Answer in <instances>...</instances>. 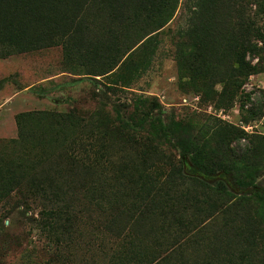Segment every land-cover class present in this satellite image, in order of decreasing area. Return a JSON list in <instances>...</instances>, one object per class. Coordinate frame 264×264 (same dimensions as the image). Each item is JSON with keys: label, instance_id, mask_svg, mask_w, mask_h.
<instances>
[{"label": "rangeland", "instance_id": "rangeland-1", "mask_svg": "<svg viewBox=\"0 0 264 264\" xmlns=\"http://www.w3.org/2000/svg\"><path fill=\"white\" fill-rule=\"evenodd\" d=\"M189 5L180 0L162 31L146 38L103 76L88 75L91 59L78 54L77 59L67 58L60 44L0 53V165L21 163L25 170L33 168V179L58 180L69 186L62 188L66 200L74 198L71 211L57 215L60 230L51 227V212L27 188L22 189L25 201L17 192L0 199V264H115L119 250L127 259L133 249L145 252L129 241L118 243L100 228L104 213L84 200L90 175L82 170L71 175L72 161L62 156L72 138L96 147L89 136L101 134L109 159L98 160L111 163L107 180L114 189L133 196L145 191L139 182H160L176 170L188 174L187 157L159 135L120 131L115 107L123 114H135L137 121L147 112L160 111L156 114L164 124H182L203 140L213 161L245 164L255 185L264 187V54L252 60L246 56L255 71L232 87L230 97L223 84L195 81L174 59L175 36L186 26ZM60 116H70L72 123H61ZM57 166L64 168L62 176H54ZM218 179L228 182L229 189L208 192L206 211L195 218L200 223L194 229L204 226L208 236L224 227L239 232L241 238L231 248L254 256L256 262L264 260V211L253 193L257 189L235 188L222 173L206 182ZM218 206H224L226 214L208 220V213ZM193 248L194 244L184 248V255ZM249 256L245 257L251 260Z\"/></svg>", "mask_w": 264, "mask_h": 264}, {"label": "trees", "instance_id": "trees-1", "mask_svg": "<svg viewBox=\"0 0 264 264\" xmlns=\"http://www.w3.org/2000/svg\"><path fill=\"white\" fill-rule=\"evenodd\" d=\"M179 3L180 0H0V53L8 49L30 52L60 44L67 58L77 59L80 55L91 59L93 69L88 75L103 76L146 38L162 31L172 21ZM187 3L186 26L175 36L174 59L195 81L225 85V94L230 97L232 87L240 86L255 71L246 56L252 60L264 54V0ZM115 111L120 131L159 135L187 157L190 167L188 174L176 170L160 182H139L145 191L133 196L114 189L107 180L111 163L98 160L109 159L101 134L89 136L98 144L96 147L75 138L64 146L62 156L72 161L68 164L71 175L82 170L91 177L84 200L104 213L100 228L118 243L129 241L145 249H133L129 259L122 257L124 251L119 250L115 264H264V260L256 262L254 256L231 248L236 238H241L239 232L233 234L224 227L208 236L204 226L194 229L200 223L194 222L195 218L206 211L203 204L208 203V192L219 194L229 189L228 182L222 179L206 182L218 173L227 175L235 188L257 189L253 193L264 211V187L255 185L253 172L245 164L225 163L220 158L213 161L206 154L203 140L182 124H164L156 114L160 111L147 112L140 121L131 112L123 114L117 107ZM60 117L61 123H72L70 116ZM32 170H25L21 163L0 165V199L17 192L25 201L22 189L27 188L42 208L51 212V227L58 230L61 224L57 215L71 211L75 195L71 201L66 200L62 188L68 185L45 176L33 179ZM63 171L62 166H57L54 176H62ZM225 211L224 206H218L206 217L211 221L218 214L224 216ZM193 244L196 248L192 253L184 255V248ZM140 254L147 255V260Z\"/></svg>", "mask_w": 264, "mask_h": 264}, {"label": "water", "instance_id": "water-1", "mask_svg": "<svg viewBox=\"0 0 264 264\" xmlns=\"http://www.w3.org/2000/svg\"><path fill=\"white\" fill-rule=\"evenodd\" d=\"M183 160H184V158H183Z\"/></svg>", "mask_w": 264, "mask_h": 264}]
</instances>
